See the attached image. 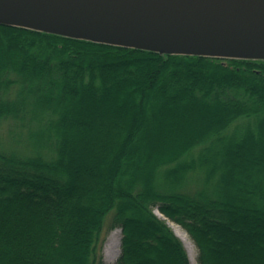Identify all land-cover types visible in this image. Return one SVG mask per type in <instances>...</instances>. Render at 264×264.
<instances>
[{"label": "trees", "instance_id": "1", "mask_svg": "<svg viewBox=\"0 0 264 264\" xmlns=\"http://www.w3.org/2000/svg\"><path fill=\"white\" fill-rule=\"evenodd\" d=\"M4 124L0 264H264V58L0 22Z\"/></svg>", "mask_w": 264, "mask_h": 264}, {"label": "water", "instance_id": "2", "mask_svg": "<svg viewBox=\"0 0 264 264\" xmlns=\"http://www.w3.org/2000/svg\"><path fill=\"white\" fill-rule=\"evenodd\" d=\"M0 22L173 53L264 58V0H0ZM191 45L261 56L164 47Z\"/></svg>", "mask_w": 264, "mask_h": 264}, {"label": "bare ground", "instance_id": "3", "mask_svg": "<svg viewBox=\"0 0 264 264\" xmlns=\"http://www.w3.org/2000/svg\"><path fill=\"white\" fill-rule=\"evenodd\" d=\"M72 32H77L79 35H82L84 37H90L92 36L91 33L88 32H83L79 30H72ZM96 36V35H95ZM103 39V37H102ZM165 48H173V50L177 51H187V52H203V53H212V54H221V55H238V56H261L259 54H254V53H246V52H238V51H229L225 49H217V48H209V47H204V46H197V45H191V46H174V47H166ZM176 229H178V233L184 238V244L186 248L194 250L195 246L193 241L189 238L188 234L186 233L185 230H183L180 226L176 224H172ZM114 240V242H112ZM117 243L119 245V240L114 239L113 235L110 236L109 238V244L110 243ZM191 263L194 264L195 258L190 256Z\"/></svg>", "mask_w": 264, "mask_h": 264}, {"label": "rangeland", "instance_id": "4", "mask_svg": "<svg viewBox=\"0 0 264 264\" xmlns=\"http://www.w3.org/2000/svg\"><path fill=\"white\" fill-rule=\"evenodd\" d=\"M7 126H8L7 124H4V125H2L0 127V138H4L6 136ZM171 223L172 224H176V223L170 221V224ZM176 225H178V224H176ZM178 226H180V225H178ZM172 228H174L175 230L178 231V229H176L174 226ZM111 235H113L114 239H118L119 240V245H117V243H112V242H114V240L110 244L108 243L109 242V238H110ZM189 238H190V236H189ZM120 240H121V229L120 228H116V229L112 230L109 233V235H108V237L106 239L105 245H104V256H105L106 264H116V260H117L119 254H120ZM188 253H189V257L192 256V257L195 258L194 264H198L197 263V249H196V246H195L194 250L189 249Z\"/></svg>", "mask_w": 264, "mask_h": 264}]
</instances>
